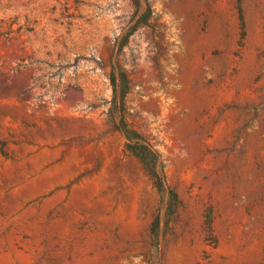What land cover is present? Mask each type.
<instances>
[{
    "label": "rangeland",
    "instance_id": "obj_1",
    "mask_svg": "<svg viewBox=\"0 0 264 264\" xmlns=\"http://www.w3.org/2000/svg\"><path fill=\"white\" fill-rule=\"evenodd\" d=\"M148 2L0 0V264H264V0Z\"/></svg>",
    "mask_w": 264,
    "mask_h": 264
},
{
    "label": "trees",
    "instance_id": "obj_2",
    "mask_svg": "<svg viewBox=\"0 0 264 264\" xmlns=\"http://www.w3.org/2000/svg\"><path fill=\"white\" fill-rule=\"evenodd\" d=\"M135 7V14L131 24L125 31L119 51L122 50L141 27L148 26L149 20L153 14L148 0H132ZM145 6V9L143 7ZM144 9V12H142ZM111 86L113 98L110 103L108 112L109 122L114 129L118 131L126 140V152L136 158L146 169L152 178L155 187L160 192H166L167 186L165 182V166L162 161L161 154L152 142L135 131L129 123L127 97L129 95L130 86L127 77L122 74H112ZM170 193V192H169ZM174 197V195L171 193Z\"/></svg>",
    "mask_w": 264,
    "mask_h": 264
}]
</instances>
